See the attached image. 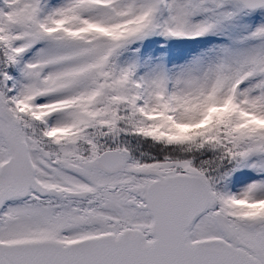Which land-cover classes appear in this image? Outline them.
Returning a JSON list of instances; mask_svg holds the SVG:
<instances>
[{"label": "snow or ice", "instance_id": "snow-or-ice-1", "mask_svg": "<svg viewBox=\"0 0 264 264\" xmlns=\"http://www.w3.org/2000/svg\"><path fill=\"white\" fill-rule=\"evenodd\" d=\"M0 264H264V0H0Z\"/></svg>", "mask_w": 264, "mask_h": 264}]
</instances>
